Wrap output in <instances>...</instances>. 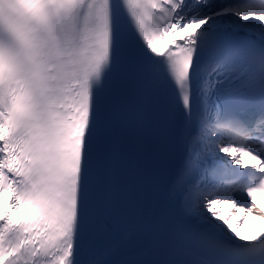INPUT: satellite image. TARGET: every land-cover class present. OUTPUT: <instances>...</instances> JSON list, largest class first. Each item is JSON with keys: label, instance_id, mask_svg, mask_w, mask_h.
Returning a JSON list of instances; mask_svg holds the SVG:
<instances>
[{"label": "snow or ice", "instance_id": "1", "mask_svg": "<svg viewBox=\"0 0 264 264\" xmlns=\"http://www.w3.org/2000/svg\"><path fill=\"white\" fill-rule=\"evenodd\" d=\"M258 194L264 0H0V264H264Z\"/></svg>", "mask_w": 264, "mask_h": 264}, {"label": "bare ground", "instance_id": "2", "mask_svg": "<svg viewBox=\"0 0 264 264\" xmlns=\"http://www.w3.org/2000/svg\"><path fill=\"white\" fill-rule=\"evenodd\" d=\"M6 203V202H5ZM259 207L264 209V201L258 204ZM218 210L220 211V214L222 216L227 215L231 208L227 205H218ZM244 213L236 212V215L232 216L230 223L239 219L241 216H243ZM264 230V220H261L259 216H254L252 214H249L247 219L244 220V224L241 228V233L248 235H255L257 232Z\"/></svg>", "mask_w": 264, "mask_h": 264}]
</instances>
